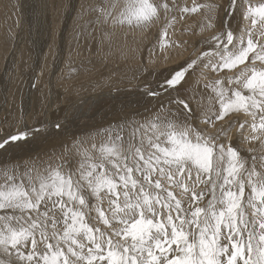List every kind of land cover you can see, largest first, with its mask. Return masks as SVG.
<instances>
[{
    "label": "snow or ice",
    "instance_id": "6c2138e0",
    "mask_svg": "<svg viewBox=\"0 0 264 264\" xmlns=\"http://www.w3.org/2000/svg\"><path fill=\"white\" fill-rule=\"evenodd\" d=\"M85 11L105 39L159 27L165 60L188 44L169 29L200 14L198 47L144 86L156 110L142 120L74 137L40 165L0 162V264H264V0H93ZM193 75L203 92L186 95ZM39 132L0 128V150Z\"/></svg>",
    "mask_w": 264,
    "mask_h": 264
},
{
    "label": "rangeland",
    "instance_id": "374dc122",
    "mask_svg": "<svg viewBox=\"0 0 264 264\" xmlns=\"http://www.w3.org/2000/svg\"><path fill=\"white\" fill-rule=\"evenodd\" d=\"M38 1L40 5H37ZM41 1H20L17 7V13H21L19 28L23 30L21 39L18 40L20 45L14 52V44L11 43L12 50L7 55H0V113L9 118V120L2 119L3 129H8V124L13 118L18 117H22L20 130L58 123L56 121L63 116L68 107L75 102L74 100L80 98L78 96L87 94L96 87H110V82L116 81H109L106 84L107 77L112 72L115 74L124 72L125 69L122 66L126 67L128 63L135 62L133 58L110 57V60L107 59L93 69L98 71L100 76L90 80L72 79L70 72L77 62L79 63L80 55V47H77L73 39L78 30L77 24L83 20V17L79 19L80 14L84 13L82 10L87 8L89 1L43 0L44 4L46 3L44 6ZM177 2L180 5L185 3L184 6L192 5V0H177ZM195 15L186 14L183 20H179V14H177L179 22L175 24L174 30L169 29V37L188 41L187 50H170L167 60L164 59L165 53H162L159 46L161 29L158 27L154 30L147 51L142 59H138L141 61L139 73L128 79L127 85L137 81L139 84L156 88L169 70L194 54L195 48L198 47L196 41L199 39L197 35L199 25L192 22ZM13 38L15 43L18 36ZM8 44L9 41L5 45L8 46ZM195 80V75L189 77V83L185 85L186 91L182 90L184 94L191 95L193 89L203 92L202 84L197 85ZM155 104L156 101L153 98L139 92L135 95H121L91 103L90 109L85 110L87 114L80 116L76 113L71 114L69 121L60 124L63 125V131L57 130V132L51 129L46 131V133L49 132L48 134L37 136L43 137L37 142H34L37 140V137H34L27 141L28 144H13L7 152L0 155V162L11 160L21 163L35 162L40 165L41 162H48L54 158V154L59 156L65 146L71 148L74 137H81L131 118L142 120L156 110ZM243 147L246 148L247 145ZM72 158L73 166H75L78 157L74 150Z\"/></svg>",
    "mask_w": 264,
    "mask_h": 264
},
{
    "label": "bare ground",
    "instance_id": "6f19581e",
    "mask_svg": "<svg viewBox=\"0 0 264 264\" xmlns=\"http://www.w3.org/2000/svg\"><path fill=\"white\" fill-rule=\"evenodd\" d=\"M20 1L21 0H0V55H7L8 52L12 50L11 43L14 44L13 46L14 52L15 49H17L18 46L20 45L18 43V40L20 38V35L23 33V30L19 28L21 13H17V7L20 5ZM88 1H89L88 5L93 3V0H86V2ZM197 2L199 3L202 1L197 0ZM34 3L36 2L34 1ZM37 3H38L37 5H40V1H38ZM42 3L43 6L46 4V3L44 4L43 0L41 1V4ZM184 4L185 3H181V6H184ZM82 12L84 13L80 14L79 19L83 17V20L82 22L77 24L78 30L76 35H74V39H73L77 47H80V55L78 57L79 63L77 62V65L70 72L72 79L75 78L77 79V81H79L81 78H86L87 80H90L91 78L100 76L98 75L100 73L98 71H93V69L96 68L98 65L104 63V61H106L110 57L119 58V59L133 58L135 62L132 64L128 63L126 67L122 66V68L125 69L124 72L120 73L116 71L118 74H115L114 72L112 73L110 72L111 74L107 77L106 79L107 82L105 83L108 84L109 81H116V82H110L111 83L109 84L110 87L107 86L99 87V88L96 87L91 91L89 90L90 91L89 93L78 96L80 98L78 100H74L75 102H73L68 107L67 111L63 114V116L56 121L58 122V124H62V123L65 124L67 121H69L68 119L71 114L76 113L77 116L87 114L85 113V110L87 108L90 109L91 103H95L100 100H104L106 98H117L120 97L121 95H135L138 92L143 93V88L145 85L139 84L137 83V81L133 84L127 85L128 83L127 80L136 76L139 73V66L141 64V61H139L138 59L143 58L142 56L147 51L148 49L147 46L150 44L152 36L154 35V30L158 28V27H153L152 29L146 31H142L139 29L132 30L128 28L105 29L113 33L110 39H105L102 35L100 28H96L95 32L94 33L92 32V28L85 23L86 21L91 19V17L84 9L82 10ZM43 18L45 17L43 16ZM192 22H194V24L196 25H199L200 28V24L202 22L201 15L196 14ZM85 29H87V31H85ZM15 33H17L18 35ZM204 34L207 35L208 33H204ZM14 36L16 37L18 36V39L17 41L15 40L16 41L15 43H13L12 40L14 39L13 38ZM170 38L172 39V36ZM8 41L9 44L7 46L5 44L8 43ZM162 53L164 52L162 51ZM167 54H169V52ZM0 117H1L0 128H2L3 127L2 119L8 117H6L5 114L4 116H2L1 113H0ZM21 118L19 117L13 118L11 123L8 124L7 130L13 133L19 131L20 130L19 128L21 127L20 124ZM54 124L57 123H50L48 126L45 127H41V126L36 127L40 129V132L35 137L46 135L49 133V132L46 133V131H49L51 129L60 131V129L53 127ZM36 128H29V129H36ZM41 138L43 137H37V140H35L34 142H37ZM48 138L51 139L52 137H48ZM20 143L28 144L27 142H15L14 144L18 145ZM7 151L0 150V155H2L4 152Z\"/></svg>",
    "mask_w": 264,
    "mask_h": 264
}]
</instances>
